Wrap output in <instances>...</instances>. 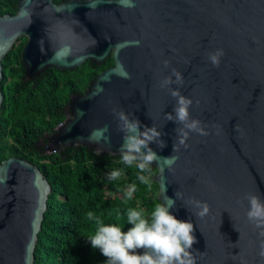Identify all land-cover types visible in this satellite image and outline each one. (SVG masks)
<instances>
[{
	"label": "water",
	"instance_id": "obj_1",
	"mask_svg": "<svg viewBox=\"0 0 264 264\" xmlns=\"http://www.w3.org/2000/svg\"><path fill=\"white\" fill-rule=\"evenodd\" d=\"M23 36L28 78L110 54L115 61L71 95L46 153L84 145L119 154L121 110L142 128L154 124L165 146L151 147L161 158L178 157L170 167L152 162L158 198L165 186L175 200L170 211L192 221V264H264V223L247 216L248 194L264 200V0H19L14 14L0 12V107L2 60ZM217 49L224 53L218 66L208 59ZM121 66L127 78L117 74ZM173 69L183 83L162 87ZM176 87L192 99L190 117L203 128L184 144L176 133L182 125L166 116ZM51 191L34 162L0 160V264H35ZM195 201L207 212L198 215Z\"/></svg>",
	"mask_w": 264,
	"mask_h": 264
},
{
	"label": "trees",
	"instance_id": "obj_2",
	"mask_svg": "<svg viewBox=\"0 0 264 264\" xmlns=\"http://www.w3.org/2000/svg\"><path fill=\"white\" fill-rule=\"evenodd\" d=\"M18 3L0 0L1 14H14ZM26 40V36L21 37L2 60L0 160L13 155L26 158L40 167L52 185L34 251L35 264H104L107 258L87 240L96 227L87 212L93 211L105 223H118L127 230V207L143 208L147 213L161 202L154 178L157 168L152 169L149 188L136 180L134 167L120 163V154L98 153L84 145L46 153L47 136L70 113L71 95L84 93L91 80L115 61L110 54L101 63L86 60L66 70L47 67L28 78L22 57ZM117 167L123 168L121 177L109 180L108 172ZM133 182L137 190L125 203L119 189Z\"/></svg>",
	"mask_w": 264,
	"mask_h": 264
},
{
	"label": "clouds",
	"instance_id": "obj_3",
	"mask_svg": "<svg viewBox=\"0 0 264 264\" xmlns=\"http://www.w3.org/2000/svg\"><path fill=\"white\" fill-rule=\"evenodd\" d=\"M223 49H217L209 54L208 59L213 65H219L223 56ZM165 65L168 61H164ZM118 75L128 77V73L121 68L117 69ZM183 75L173 69L171 74L161 82L162 87L172 84L181 85ZM170 94L176 98L173 113H167V120H173L182 125L176 129L179 143L184 144L191 132L203 134V128L197 119L190 117V106L193 101L180 92L179 87L170 88ZM121 122L120 130L123 133L122 144L119 150V161L123 166L136 169V180L145 186L151 187L152 162L158 165L161 161L171 166L178 158L174 155L161 158L151 147L153 142L160 147L165 146L161 140L162 132L154 124L141 127V121L130 116L124 111L116 113ZM104 131H107L105 126ZM92 136L90 135V139ZM187 146V145H185ZM177 150L174 143V152ZM123 168H112L108 172V179L116 181L121 177ZM137 190L135 182L126 184L119 191L123 194V201L127 203L133 198ZM163 199L149 211L143 208L127 207L124 215L130 227L123 230L118 223H105L101 217L93 211L87 212L89 221L95 223L96 227L92 234L87 237L91 247L98 249L107 259L104 264H192L190 250L195 243L193 235L194 225L192 221L180 219L170 209L175 205V200L166 194V187L162 190ZM249 208L247 216L250 221L257 224L264 223V200L255 194H248ZM201 209L198 215H203L208 210L206 202L195 201ZM143 249L144 251H137Z\"/></svg>",
	"mask_w": 264,
	"mask_h": 264
}]
</instances>
